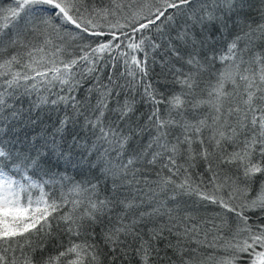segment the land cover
<instances>
[{"label":"snow or ice","instance_id":"1","mask_svg":"<svg viewBox=\"0 0 264 264\" xmlns=\"http://www.w3.org/2000/svg\"><path fill=\"white\" fill-rule=\"evenodd\" d=\"M0 264H264V0H0Z\"/></svg>","mask_w":264,"mask_h":264}]
</instances>
